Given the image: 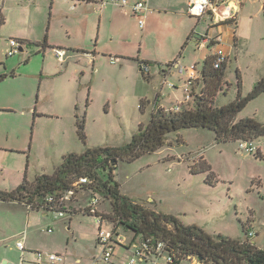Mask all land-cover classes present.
<instances>
[{"label":"rangeland","instance_id":"rangeland-1","mask_svg":"<svg viewBox=\"0 0 264 264\" xmlns=\"http://www.w3.org/2000/svg\"><path fill=\"white\" fill-rule=\"evenodd\" d=\"M37 2V5H34L28 0H5V23L0 26V30H15L18 27L15 21L17 17L30 16L37 24V31L41 32L43 29L38 24H46L49 5L44 9L41 5L44 1ZM240 3L242 8L241 13L238 11L239 15L246 18V24L241 30L243 37L238 38L234 46L230 36L220 42L224 54L228 57L224 81L228 82L229 86H225L224 91L219 93L218 105L235 99L238 91L236 73L242 78L244 86L241 92L243 91L244 95L251 90L250 84L255 83L264 74V0H241ZM204 20L198 22L197 17L186 12L163 16L162 20L157 22L159 26L154 27V23H151V27L148 25L147 29L151 32L144 39L142 51L147 58L152 59L160 54L165 57L174 56L171 61L179 62V67H189L193 64L196 71H199L209 51L206 48L200 51L192 47L193 42L184 39V33L190 26L197 24L198 32H202L204 27L209 29L208 20ZM126 23L119 36H127L138 42V34H141L142 30L138 28L136 20L135 23L132 20ZM229 28L226 27L228 34ZM178 43L181 45L177 46ZM180 53L184 54L186 62L182 58L177 59ZM22 55L24 54L18 52L6 58L0 48V58L6 64L16 66L20 62L14 78L0 81V102L12 104L20 109V105L27 98L30 104L35 106L39 95L46 92L52 96L50 99L67 108L63 113L56 115L38 114L33 111L0 113V142L10 146L16 143H25L27 146L31 144L29 180L37 175L53 173L54 166L60 164L61 157L67 153L79 154L85 148L92 147H122L131 140L139 125L145 126L148 123L155 104L165 108L174 106L167 110L177 111L181 104L177 101L189 100L184 99L185 86L182 76L173 74L163 85L162 77L158 74L159 65L154 61H149L147 67L150 75L145 79V73L141 75L134 65L128 64L127 68L120 70L117 59L114 58L116 64H110L106 61L108 58L101 57L89 90L84 85L86 76L82 78L81 73L73 76L70 70L41 85L38 60L41 62L42 58L35 57L25 63L26 56ZM170 83L175 84V91L168 87ZM140 100L148 101L142 111L138 108ZM44 104L49 105L50 102ZM68 106H73V109L77 106V119L73 109ZM262 106L261 100L256 98L238 113L236 119L245 118L255 109L261 110ZM82 118L85 145L78 137L75 125V120L76 123L77 120L81 122ZM254 144L256 148H262L263 157H256L257 153L239 150L235 142H216L210 130L183 129L178 133L169 134L165 145L156 152L143 154L132 162L118 161L113 172L114 179L119 183L121 193L133 201L158 213L175 216L183 224H197L209 234L243 239L246 236L241 229V223H245L247 229L250 228L254 233L250 241L264 246V137ZM26 161V156H23L21 164L16 161L9 165V171L0 170V182L5 176L8 185L14 180L20 184L19 173L23 174ZM19 170L21 171L16 173ZM210 171L214 178L209 177ZM92 196L100 199L97 205L100 215L109 214V201L100 193L80 190L73 198L83 202ZM31 215L37 217H31L29 220V226L35 229L32 238L37 243L36 247L42 249L41 246H49L50 241L55 239L57 246L67 249L73 257H79L80 253L85 256L91 254L92 244L82 241L75 243L74 236L63 228L60 219L53 220L50 216L44 218L40 212H31ZM104 219L106 227L111 229L110 223ZM73 220L74 223L78 220L88 221L89 223H85L87 226L93 219L78 214ZM46 227L53 228L54 232L46 233ZM111 247L113 264H119L121 260L122 264H126V261L132 258L131 252L125 247L118 244H112ZM158 261L162 263V259ZM190 263L183 260L180 264Z\"/></svg>","mask_w":264,"mask_h":264},{"label":"crops","instance_id":"crops-1","mask_svg":"<svg viewBox=\"0 0 264 264\" xmlns=\"http://www.w3.org/2000/svg\"><path fill=\"white\" fill-rule=\"evenodd\" d=\"M28 1L34 5H37L38 3L37 0ZM43 1L44 3L41 5L44 9L47 5H49V7L47 6L49 14L46 24H38L43 29L41 32L37 31L35 27L37 24L30 16L17 17L15 21L18 27L15 30L9 32L0 30V48L6 58L10 57L7 55V52L10 49L8 42L9 39H16L19 43H24L23 45L20 44L19 52L26 56L25 63H28L35 57L42 58L41 62L38 60V63H40L39 76L41 85L43 82L60 77L70 70L73 76L78 73H81L82 78L86 76V83L84 85L90 90L93 84V76L96 74L97 67H99L101 62L100 58L102 57L108 58L109 60L106 61L110 62V64H116L115 59H117V64L119 65L120 70L127 68L128 64L131 66L134 65L140 73V69H142V67H139L138 61H144L147 63H149V61H154V63L159 65L158 74L162 77L163 85L166 84L168 77L173 74H177L182 76L185 86L186 76L185 74H179L176 67L179 62L171 61L174 56L165 57L160 54L158 57L153 59L147 58L142 51V45L145 37L151 32V30L147 29L149 24L151 27V23H154V27H157L159 26L157 22L162 20L163 16L180 15L186 12V4L188 0H126L125 5L111 4L107 2V0H51L49 2L48 0H42V2ZM137 2H143L145 4V9L140 15L144 23L142 27H139L138 25V17L132 13V6ZM240 2L241 0H234L232 4L238 5V11L241 13L242 4ZM4 3L5 0H0V26L5 23V15L3 14ZM240 13L237 12L235 21L215 22L211 16L198 18V22H204V19L206 18L209 22V29L206 30L204 27L202 28V32H198V24L192 25L184 33V39L186 38L188 42H193L192 47L200 51H203V48L208 49L209 53L205 56V60L211 56L216 49L220 48L223 50L220 46V42L225 41V39H229V36L233 46L238 38L241 39V37H243V32H241V30L246 24V18L240 16ZM128 20H132L133 23H135L136 20L138 28L142 30L141 34H138V42L129 39L127 36H119L120 31H124V25L127 24L126 22ZM228 26L230 27L229 34L226 30V27ZM44 39V48H39L33 45L34 43H41ZM181 43H178L177 46H180ZM52 48L64 51L62 62L58 61V59L54 56ZM141 54L144 56H141ZM27 55L29 56L27 57ZM111 58H115L114 63H111ZM180 58H182L183 61L185 60V62L187 61L186 58L184 59L183 53H180L177 59ZM19 64L16 66L6 64V62L0 58V81L3 79L14 78L15 72L19 70ZM191 66L194 65L190 64L189 67ZM189 67L184 68L187 69ZM200 71L201 69L196 71L195 68V72L198 75H200ZM141 75L144 74L141 73ZM145 75V79H147L149 78L150 73L148 72V74ZM252 83L250 84L251 87L254 84ZM172 85L173 87L170 88L175 91L177 88L174 83ZM243 86L241 78V88ZM242 92L241 94L244 95ZM158 95H160V92ZM51 97L52 96L46 92H42L39 95L38 103H36L35 106H32L29 99L26 98L25 102L20 105V109L12 104L0 102V113H30L33 111L38 114L56 115L59 112L63 113L67 110V108L59 102L54 101V99H50ZM257 99L261 100L263 103L262 109H255L252 114H249L246 117H254L258 121L264 123V93ZM182 101L183 99L177 102L182 103ZM45 102H50V104L45 105ZM159 106L165 110L172 109L174 107L165 108L161 105ZM70 109L72 110L73 106H71ZM77 111V106H74L73 112L75 119H77ZM30 145L27 146L25 143H16L10 146L0 142V170L5 172L9 171L8 167L10 164L15 163L16 161L21 164L23 162V156H26L27 164L23 174L19 173L21 170L16 172L19 173V178L21 179L20 184L25 177L28 181H32L34 179H28V164H30L32 150ZM257 154L258 155H256V157H263V150L261 147L257 148ZM20 184L17 180H14V182L11 181L8 185L6 183V177L3 176L0 182V190H12ZM75 193L78 195L80 192H74L65 202L64 210L66 211V217L60 220L62 221L63 228L68 230V232L74 236L75 243L82 241L87 244H92V252L89 256H85L84 253H80L79 257H73L67 249L59 248L55 243V239L50 241L49 246H41L42 249L36 247L37 243H35L32 238V234H35V229L29 226V220L32 217L31 212H40L44 218L50 216L53 220H59L54 219L53 214L55 215V213L47 209L32 210L18 201H0V264H52L46 259H43L41 262H37L35 252L62 255L65 257V261L60 264H92L94 258L100 252V246L97 243L96 218L88 212H86L88 214L83 213L87 210L86 207L90 197L84 199L83 202L79 200L75 201L76 198H73ZM99 212L100 211H98V213ZM78 214L85 216V218L92 217L93 220L90 221L91 223L87 226L85 223H89L88 221L78 220L77 223H74L73 218ZM32 218L37 217L35 216ZM107 223L109 222L107 221ZM105 228L114 232L112 244H118L125 247L131 252L133 258L135 249L140 246V238L135 237L133 232L121 226L114 229L111 225V229H108L105 225ZM48 229H50L51 232H48ZM45 231L48 234L54 232L51 227H46ZM22 237H24V251L20 252L16 247V242L21 240ZM255 245L264 250V246L261 244L255 243ZM136 258L138 259L137 264H167L164 256L156 257L155 255L149 254L143 256V258ZM158 259H162V263H160ZM187 260L191 262L190 264H200L196 259ZM122 262L123 260H121L119 264H122ZM109 264H113L111 260Z\"/></svg>","mask_w":264,"mask_h":264},{"label":"trees","instance_id":"trees-1","mask_svg":"<svg viewBox=\"0 0 264 264\" xmlns=\"http://www.w3.org/2000/svg\"><path fill=\"white\" fill-rule=\"evenodd\" d=\"M33 45L44 48L45 39ZM214 59L212 54L203 61L199 78L191 87L189 100L182 102L177 111L165 110L155 104L148 123L139 125L124 146L92 147L85 148L79 154L67 153L53 173L37 175L32 181L25 177L16 188L0 190V201H18L32 210H43L42 203L47 195L59 197L69 191H92L100 193L109 201L111 211L102 216L114 229L124 227L141 241H148L149 246L161 243V253L171 257L168 264H180L191 258H196L200 264H264V250L250 241L245 223H241L246 236L243 239L209 234L197 224H183L175 216L158 213L133 201L121 193L120 185L114 179L113 172L118 161L132 162L143 154L156 152L165 145L169 134L183 129L210 130L218 143L255 142L264 137V123L254 117L236 119L249 102L264 93V74L246 95H242L241 78L236 73L238 91L235 99L218 105L219 93L229 86L224 81L228 58L219 68H214ZM138 65L140 68L147 67L149 63L138 61ZM140 71L144 74V71ZM147 103V100H140L138 108L142 111ZM83 121L84 118L81 122L77 120L76 125L77 135L85 145ZM209 177L214 178L211 171ZM80 178H86L87 183L75 184ZM86 212L83 213L88 214Z\"/></svg>","mask_w":264,"mask_h":264},{"label":"built area","instance_id":"built-area-1","mask_svg":"<svg viewBox=\"0 0 264 264\" xmlns=\"http://www.w3.org/2000/svg\"><path fill=\"white\" fill-rule=\"evenodd\" d=\"M234 0H188L186 4V13L190 16L202 18L204 16H211L215 22H226L235 21L238 5L232 4ZM111 4L125 5L126 0H107ZM145 9V4L143 2H137L132 6V13L138 17L139 27L143 26V19L140 17L142 11ZM10 49L7 52L8 56H13L19 52L20 44L16 39L8 40ZM52 53L57 59L62 61L64 51L61 49H53ZM214 54V68H219L221 63L225 61L226 55L223 50L218 48L215 50ZM111 63H114V58L110 59ZM179 74H185V100H188L191 87L194 82L199 78V75L195 72L194 66L187 69L179 67L176 65ZM145 74H148V67H142L141 69ZM165 82V80H164ZM169 87H173L172 84H168ZM178 108V107H177ZM239 150L247 153H257V148L252 141H238L237 142ZM87 183L86 178H80L75 184H85ZM73 194V192H65L61 196L56 197L55 195H47L42 203V208L47 209L55 213L54 219H64L66 217L65 202ZM100 199L97 196H92L87 204L86 211L95 216L96 226H97V243L100 246L99 254L94 258L92 264H109L112 256V241L114 237V232L109 231L105 228L106 220L97 211V205ZM48 232H51L48 229ZM249 238L254 236V233L249 230L247 232ZM16 247L20 252L24 251V237L16 242ZM162 244L157 243L156 245H148V241H141L140 246L135 249L134 257L130 258L126 264H137V258H143L146 255H157L164 256L167 264L171 262V257L167 254L161 253ZM35 257L37 262H41L43 259L48 260L52 264H60L65 261V257L62 255H56L51 253L35 252Z\"/></svg>","mask_w":264,"mask_h":264},{"label":"water","instance_id":"water-1","mask_svg":"<svg viewBox=\"0 0 264 264\" xmlns=\"http://www.w3.org/2000/svg\"><path fill=\"white\" fill-rule=\"evenodd\" d=\"M20 51V50H19ZM200 260V258H198Z\"/></svg>","mask_w":264,"mask_h":264}]
</instances>
